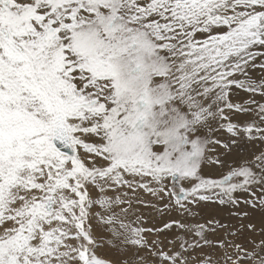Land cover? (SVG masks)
Instances as JSON below:
<instances>
[{
	"label": "snow or ice",
	"instance_id": "1",
	"mask_svg": "<svg viewBox=\"0 0 264 264\" xmlns=\"http://www.w3.org/2000/svg\"><path fill=\"white\" fill-rule=\"evenodd\" d=\"M137 190L264 209V0H0V264H190L199 242L130 219ZM217 243L264 264V240Z\"/></svg>",
	"mask_w": 264,
	"mask_h": 264
},
{
	"label": "rangeland",
	"instance_id": "2",
	"mask_svg": "<svg viewBox=\"0 0 264 264\" xmlns=\"http://www.w3.org/2000/svg\"><path fill=\"white\" fill-rule=\"evenodd\" d=\"M261 61H258L259 64ZM250 74L253 78H259L262 71L259 67L252 69ZM238 95L247 96L242 92ZM259 99V96L256 97ZM248 146H245L247 148ZM231 162V161H229ZM209 171L206 169V172ZM211 174L214 178H220L227 171L225 169L214 168L211 169ZM123 191V190H122ZM131 195V193H130ZM234 196L239 199L240 203L233 207L231 205L221 206L215 202H201L198 207H193V215L180 214L174 208L165 210L164 205L169 203L167 197L160 200L143 190H137L133 199V210L130 219L136 220L139 217V226L145 229H163L160 232H146V237L151 240H159L161 246L165 251L171 248H177L179 241L176 244H170L169 241H175L178 236H182L189 244L199 242V246L189 248L185 255L189 257L190 264H198V261L206 257L211 258L212 264H225V254L232 255L235 259L236 249L232 247L221 248L218 241H232L244 246L247 250H252L261 240H264V209L260 207L252 208L246 201L251 199L249 193L238 191ZM136 197L143 203H137ZM247 213V215H243ZM171 221H180L188 226L204 225L205 226V239L211 241V244H205L200 237L196 236L194 232H184L178 229L175 225L171 228L164 229V225ZM209 221L214 223L209 225ZM219 223L216 224L215 222ZM252 225V228H249ZM215 229L212 231L211 229ZM98 234L102 230H97ZM105 240L107 236L104 237ZM97 255L102 258L113 256V251L107 244L96 249ZM264 255V253H261ZM136 249H128L129 259H135ZM140 255L144 256L149 264H160L156 257L149 255L147 250H141ZM248 264V262H245Z\"/></svg>",
	"mask_w": 264,
	"mask_h": 264
}]
</instances>
